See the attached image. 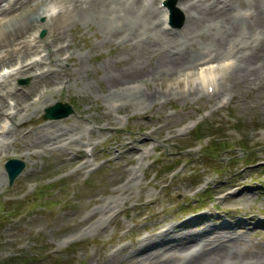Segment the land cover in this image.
<instances>
[{
	"label": "rangeland",
	"instance_id": "rangeland-1",
	"mask_svg": "<svg viewBox=\"0 0 264 264\" xmlns=\"http://www.w3.org/2000/svg\"><path fill=\"white\" fill-rule=\"evenodd\" d=\"M30 3L42 12L35 26L23 24L27 28L7 34L6 40L15 38L12 45L0 37V54L25 38L33 46L24 63L40 58L31 62V74L0 82L1 107L16 97L11 90L29 104L12 120L2 113L12 125L7 122L0 142V264H146L156 240L173 243V258L159 257L156 264H186L200 251L201 237L213 240L222 233L234 251L221 250L205 264H264V78L248 72L240 81L231 75L240 55L264 42V30L251 26L253 17L238 19L240 41L225 39L224 50L213 51L206 29L193 35L183 28L185 14L174 0L177 15L169 30L194 63L170 76L146 69V51L157 49L147 35L133 40L117 32L112 17L104 23L78 19L73 1ZM241 12L248 18V11ZM63 16L66 25L53 33ZM45 44L61 48V62L36 81L35 70L48 67ZM227 57L234 65L223 64ZM17 60L13 55L0 63V71L13 70ZM204 62L215 70L207 78L209 90L198 70ZM150 92L152 98L145 99ZM57 101L70 105L71 113L45 117L44 108ZM13 103H7L6 115ZM15 121L21 125L15 128ZM49 133L51 142H39ZM11 157L24 166L9 182L4 163ZM196 232H203L197 241L175 244Z\"/></svg>",
	"mask_w": 264,
	"mask_h": 264
},
{
	"label": "bare ground",
	"instance_id": "bare-ground-1",
	"mask_svg": "<svg viewBox=\"0 0 264 264\" xmlns=\"http://www.w3.org/2000/svg\"><path fill=\"white\" fill-rule=\"evenodd\" d=\"M14 1H15L16 6L10 8L11 9L10 11H8V9L3 10L0 8V37L2 36V38H4L5 40L7 39L6 38L7 34L9 35V33H10L9 36H12V35L14 36L15 33H17L19 30H21L23 24H25V26H27V27L29 25L35 26L34 21H36L38 16L42 13L41 8L38 7L39 4L38 5H30V3H28V1H26V0H14ZM14 1H13V3H14ZM59 1H62V0H59ZM63 1L66 3L69 1H71V2L73 1L71 6H73V8L76 9L75 11L78 12V14H77L78 19H83V20H87V21L92 19V20L98 21L99 23H104L106 19H103V18L112 17L117 21L116 28L114 27L117 32H125L127 34V36H129L132 39L136 35H138V36L140 34L147 35L149 37V40L152 42V44H151L152 48L154 45H156L157 49H153L154 51L149 50V52L146 51L147 57L146 56L145 57L147 60L145 62V66H146V69L147 68H149L150 70L152 69L156 74H157V72H159L162 75L168 74V75L172 76L174 73L179 71L186 64H189V67L187 65H186V67L190 68L192 66V64L194 63V61L193 62L190 61L191 55L189 52L184 50V48H183V51L180 48H178V46L176 44L178 41L175 42L174 34H173L172 30H169V28L165 29V27L163 26V21L158 20L159 17L157 14H158V11L161 9L156 4L157 0H82L80 2H77V0H63ZM108 1H111L112 4L115 3L116 6H113L110 8L107 5ZM234 1L237 2L238 5H239V3L242 2V3H247L249 6L244 5V6H241L238 8H234V6H235ZM180 3H181L180 6L182 8V11L185 14V23L183 25V28L186 29L188 31V33H191L193 35L195 33L198 34L199 31L206 29L208 35H206V34L205 35L210 37V40H212V42L210 41V43L216 44V47H214L212 49L213 51L222 50L221 46H222V43L225 39H227V41H231V40L237 38V34L239 32L237 33L238 29L236 30V28H238V24H239L238 19L239 18H244V20H245V19H250L251 17H253L251 19V20H253V23L251 26H254L255 29H263L264 30V0H247V1L246 0H180ZM69 4H71V3H69ZM69 4H67V5H69ZM232 5H234V6H232ZM71 6H69V7L71 8ZM60 8H62V7H60ZM64 8L66 9L65 6H64ZM176 10H177V8H176ZM11 11H12V13L11 14L9 13L10 16L8 15L9 18L5 19L7 12H11ZM241 11H248V12H246V13H248V15L245 14L248 16V18L243 17V14H241L242 13ZM62 15H64V14H62ZM67 17L66 18L64 17L65 18L64 20L63 19L60 20L62 17L61 18L59 17L60 19L56 20V22L52 25L53 33L59 34V30L63 29L67 23V20H68ZM71 19L69 18V21H71ZM110 20H112V19H110ZM106 23H108V22H106ZM245 23H246V21H245ZM26 24H28V25H26ZM243 25H244V23H243ZM27 27L23 26L24 29ZM6 28H7V30H6ZM243 30L246 31L245 29H243ZM248 32L249 31H247V33ZM183 33H185V32H183ZM251 34H253V33H251ZM187 35H190V34H187ZM9 36H7V37H9ZM147 36H146V38H147ZM228 37H229V39H228ZM24 39L18 41V47H14L13 51H11V49L7 50V48L4 47L5 52L3 54H0V63H4L6 60H8L13 55H16L17 58H20L19 59L20 60L19 65L20 66L18 65L16 67L17 70L15 71V74L21 73V72L22 73L23 72H30L34 67V64H32L31 62L24 63V59H23L25 57L24 54L26 52H28V50L31 48V46H33V45L29 46L28 45L29 41H27L28 39L27 40H24ZM153 39H155V40H153ZM237 40H239V39L237 38ZM6 42L9 43L8 45H12L15 42V38H12L10 40H6ZM52 42H53V40H52ZM42 44H44V43H42ZM42 44H39V46L40 45L42 46ZM50 46L51 45H49V44H45L44 48H42V50L45 51L44 55L46 56V59L48 60L47 69L42 70L37 74L36 73L32 74L33 80L36 79V81H37V78H45L46 72L51 67L59 65L61 62V58L59 57L60 54L58 55L61 48L57 47L56 49L52 50L50 48ZM56 46H58V45H56ZM131 46H132V44H131ZM151 46H150V48H151ZM257 46L258 47H256V48L248 47V48H250V52L245 53L244 55H240V58H239L240 60L237 64H235L236 67L232 71L231 75H233L234 77H236L240 81H241V79L243 80L246 73H248V72L255 74L260 79L264 78V76H263L264 63H262L263 66H260L257 64L256 65L251 64V61H253V63H254V60H261L262 59V61L264 62V42H262L260 45H257ZM223 50H224V47H223ZM238 52L239 51H237L236 53H238ZM137 54H138V51H137ZM208 56L209 55H207V57ZM233 57H236V54H233ZM139 59L145 60L143 57H140ZM227 59H229L228 64L234 65L235 61H232V57H227ZM38 60H34V61H38ZM134 60H136V59H134ZM234 60H235V58H234ZM142 64L143 65L141 66V68H144V63H142ZM198 70L201 74L200 79H202L203 82H205V84L207 83V81H209V80H207V78L213 79L211 74L214 75L215 70L213 71V69L211 67H208V65L206 67L201 66L200 68H198ZM57 71H59V69H57ZM187 71H185V72H187ZM219 72L221 74L220 70L218 71V73ZM193 73H194V71H193ZM192 78H194V77L192 76ZM195 79H196V77H195ZM202 80H201V82H202ZM8 92L9 91L6 90V93H8ZM29 92H33V91H29ZM122 92L124 94V92H128V91L123 89ZM17 93H19V91L14 92V90L13 91L11 90L10 94L11 95L16 94L17 98L15 96L13 97L14 103L11 106L13 111L10 114L8 113V115L5 114V108H7V107L9 108V106L7 103L4 102V106L1 107V105L4 101V98H3L4 95H3V93L0 94V119H2L3 116L5 115L6 118H8L9 120H12L15 116L16 111L21 113V111H23L24 109L25 110L28 109L29 104H26V101L24 99L20 98V95L22 93H19L20 95ZM212 93H213V91H212ZM151 96H152V93L150 92V94L146 93L144 97H145V99H149V98L151 99L152 98ZM139 98H141V97H139ZM20 99H22V100H20ZM2 113L4 115H2ZM10 124L12 125V122H10ZM14 125H15L14 127L16 128L17 126L21 125V122L17 124V121H15ZM2 127H3V125H2ZM9 127L10 126H8L7 130L9 129ZM40 134H42V133H40ZM51 136H52L51 133L43 134V135L39 136V137H41L39 142H44V141L51 142L52 139H49V137H51ZM57 137L59 138V136H57ZM67 137H68V134H67ZM2 142H3V139H2ZM43 144H46V143H43ZM227 234L223 235V233H222L220 236H217L213 240L212 239L206 240L205 237L204 238L201 237V236H203V232H196L193 235H191L190 238H188V236H187V237L181 238V240L178 239L180 241L178 243L176 242L175 244L181 246V245H185L187 242H192V241L195 242V240L197 239L196 237L200 236L201 238H200V240H198L199 241L198 243H201L200 244V251L199 252L197 251L196 254L192 257L189 256L190 258H188L185 261H187L186 264L187 263H189V264H205L208 257L210 258L212 255L217 256V254L221 253V250H227V251H231V252L234 251L233 245L229 244L230 241L225 240V238L223 239V237L226 236ZM174 240H175V238H174ZM174 240H172V241H174ZM170 241H168L169 243L168 242H161V241H157V240L155 242H153V244H156V245L158 244V245L154 251H151L148 254H146V256L144 258V260L147 262L146 264H156L161 260L166 261V260H170L171 258H173L170 255V252L173 251V250L170 251L173 243L171 244ZM208 243H210V244L213 243V244H211V245L209 244V246H207ZM187 250H189V249H187ZM227 251H225V252H227ZM131 254H132V252H131ZM173 254H175V253H173ZM187 256H188V254H187ZM159 257H161V260ZM183 257H184V255H183Z\"/></svg>",
	"mask_w": 264,
	"mask_h": 264
},
{
	"label": "water",
	"instance_id": "water-1",
	"mask_svg": "<svg viewBox=\"0 0 264 264\" xmlns=\"http://www.w3.org/2000/svg\"><path fill=\"white\" fill-rule=\"evenodd\" d=\"M54 110L58 111L57 114H54L53 112ZM71 111L72 109L70 105L66 103L57 102L55 105L47 107L45 117H50V118L63 117V116H67L69 113H71ZM23 166H24V162L16 158L9 159L6 162V168L8 169L10 174V181H12V179L20 172Z\"/></svg>",
	"mask_w": 264,
	"mask_h": 264
}]
</instances>
